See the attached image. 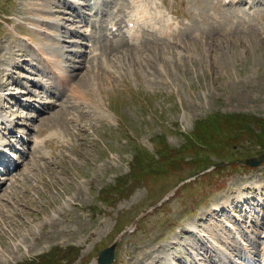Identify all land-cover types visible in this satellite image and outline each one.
Segmentation results:
<instances>
[{
    "label": "rangeland",
    "instance_id": "1",
    "mask_svg": "<svg viewBox=\"0 0 264 264\" xmlns=\"http://www.w3.org/2000/svg\"><path fill=\"white\" fill-rule=\"evenodd\" d=\"M33 1L0 0V264H97L110 246V264H264V160L246 162L264 153V0H154L171 35L115 50L97 28L126 0H47L54 36Z\"/></svg>",
    "mask_w": 264,
    "mask_h": 264
},
{
    "label": "bare ground",
    "instance_id": "2",
    "mask_svg": "<svg viewBox=\"0 0 264 264\" xmlns=\"http://www.w3.org/2000/svg\"><path fill=\"white\" fill-rule=\"evenodd\" d=\"M29 3H33L32 5H28L27 8H29V10L32 12V15H33V19L34 20H41V22H43V24H38L36 25L35 28H37L38 30H40L43 34L45 35H49L50 33H53L52 31H46L47 29L44 28V22H52V20H54L53 18L51 17H48V16H44V15H41L42 12L44 11H47L49 10L48 9V1L47 0H36V1H33V2H29ZM149 0H128V2L125 3L124 1V4L123 3H120V6L121 7H118L116 5L113 6V8H117V12H120V18L117 19L116 21H114L115 23L119 24V26H121V23H122V20L125 22V33H126V37L125 38H122V37H119L117 38L116 40H113V44H110L109 47L110 48H113L114 50L115 49H118L119 46H122V44H127V45H138V47H140V39H141V35H142V31H155V34L158 35V36H161V35H169L170 34V31H162V30H159V29H155L156 25L155 23L152 21V18H151V13L149 11ZM89 7H91V4H89ZM125 8V10H124ZM24 9H25V6H24ZM46 13V12H45ZM123 16H124V19H123ZM60 23V22H59ZM113 26L115 24H112ZM51 27V26H50ZM46 29V30H45ZM51 29V28H49ZM50 32V33H48ZM54 35H57L56 33L54 34L53 33V36ZM50 36V35H49ZM111 41V40H110ZM52 44V43H51ZM105 44L107 43H104L103 46H105ZM147 45V44H145ZM135 46V47H136ZM148 46V45H147ZM2 47V46H1ZM149 47V46H148ZM17 48V47H16ZM101 48H102V43H101ZM141 49V48H140ZM145 50V49H144ZM158 50V48H157ZM21 51V49H20ZM101 51L103 52V50L101 49ZM150 51V50H149ZM11 55H12V52H10ZM36 53V52H35ZM139 53H140V50H139ZM145 54V52L143 53ZM142 54V55H143ZM159 54V53H158ZM18 55H21L22 56V52ZM115 55V54H114ZM160 55V54H159ZM49 55V57H46L44 56L45 58L47 59H44V61L46 60H52V63L53 65L49 66L50 69L51 68H54L55 69H58L60 67V63L58 62V59L56 57H53ZM144 56V55H143ZM147 56V55H146ZM149 56V55H148ZM147 56V57H148ZM152 56V55H151ZM91 57L93 58H96L97 57V54H94L92 55ZM141 57V56H140ZM139 57V58H140ZM145 57V56H144ZM161 57V55H160ZM7 58V57H6ZM118 58V57H117ZM117 60V59H116ZM140 61V60H139ZM109 62V61H108ZM120 63V62H119ZM2 64V63H1ZM94 65V64H93ZM110 65V64H109ZM92 65H90L91 67ZM105 67V66H104ZM111 67V66H110ZM109 67V68H110ZM3 66L0 67V72H2L3 70ZM104 70V69H103ZM102 70H100L101 72ZM100 72H95L94 70V73H90L89 71V74L91 75H86L85 77H81V81L79 82L80 84L78 85H82V81H86L85 78H87L89 81L92 80H99L102 76H104V73L103 72L102 74ZM62 73L65 75V72L62 71ZM107 73V72H106ZM122 77V76H121ZM102 80V78H101ZM123 80V79H122ZM120 81H121V78H120ZM98 82V81H96ZM126 83V82H125ZM75 84V83H74ZM77 84L75 85L77 88ZM89 84V83H88ZM93 84V83H92ZM91 85V84H89ZM98 85V84H97ZM96 83L95 85H93L94 87L97 86ZM102 87V85H100ZM80 88V86H79ZM89 89V88H88ZM96 89V88H95ZM99 89V88H97ZM120 89V88H119ZM84 90V89H83ZM74 91H76V89H74ZM87 93V92H86ZM12 94V93H11ZM2 96V94L0 93V97ZM92 99V98H91ZM80 100V99H79ZM82 101V100H81ZM83 103V102H82ZM97 105V104H96ZM59 113V112H58ZM60 114V113H59ZM58 114V115H59ZM5 119H7L4 115V112L0 111V120L2 121H5ZM1 145V144H0ZM6 158L3 157L2 154H0V162H2L3 160H5ZM9 172V171H8ZM4 176H1L0 179L2 180ZM10 178V177H9ZM3 183V182H2ZM0 183V185L2 184ZM257 189H260V186L259 187H256ZM264 203V200L261 202V205ZM248 211H251V210H248ZM258 220V219H257ZM250 223L251 225L252 224H258V222L255 220H253V218L251 217V220H250ZM240 223L238 222V226L234 227L233 229H236L237 232L240 233V231L238 230V228H240ZM188 227H187V232H196V235H198V238L200 237V233L199 231H201L202 229H200L198 226L201 225V223H194V222H189L188 224ZM264 226V225H263ZM230 228H228L229 230ZM28 231V230H27ZM90 232V231H89ZM243 232V231H242ZM88 233V232H87ZM231 235V234H230ZM240 235V234H239ZM226 236V235H225ZM232 236V235H231ZM227 237H230L228 234H227ZM198 240H201L203 241L201 238H199ZM264 241V240H263ZM175 243V242H172V244ZM172 244H170L169 246H171ZM230 249H235L234 246H231ZM252 250V249H251ZM253 251V250H252ZM164 255H166V259H169V253H165ZM162 255V256H164ZM214 255H217V250L216 249H210L209 251V254L208 256H211L213 257ZM161 256V257H162ZM259 256L261 257L262 260H264V245H263V248L261 249V252L259 253ZM162 260H165V258H161ZM169 261V260H168ZM154 264V263H153Z\"/></svg>",
    "mask_w": 264,
    "mask_h": 264
},
{
    "label": "water",
    "instance_id": "3",
    "mask_svg": "<svg viewBox=\"0 0 264 264\" xmlns=\"http://www.w3.org/2000/svg\"><path fill=\"white\" fill-rule=\"evenodd\" d=\"M263 160H264V153L256 157L248 158L246 161L249 165H257ZM113 252H114L113 246L103 248L99 252L98 264H109L113 259Z\"/></svg>",
    "mask_w": 264,
    "mask_h": 264
},
{
    "label": "trees",
    "instance_id": "4",
    "mask_svg": "<svg viewBox=\"0 0 264 264\" xmlns=\"http://www.w3.org/2000/svg\"><path fill=\"white\" fill-rule=\"evenodd\" d=\"M236 127V126H235ZM226 133V132H225Z\"/></svg>",
    "mask_w": 264,
    "mask_h": 264
}]
</instances>
